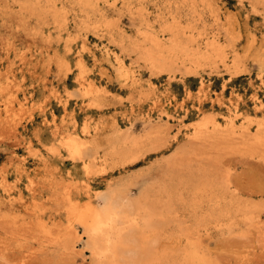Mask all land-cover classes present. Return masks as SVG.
<instances>
[{
	"label": "rangeland",
	"instance_id": "374dc122",
	"mask_svg": "<svg viewBox=\"0 0 264 264\" xmlns=\"http://www.w3.org/2000/svg\"><path fill=\"white\" fill-rule=\"evenodd\" d=\"M53 1L31 7L25 0H0V264H76L81 253L96 260L78 217L96 203L99 191L129 178L134 183L130 194L137 198L142 185L149 193L165 188V173L191 176L201 169L204 180L215 178L224 190L251 201L250 217H238L231 228L205 221L194 229L192 212L183 208L190 207L186 193L185 203H176L177 220L194 229L201 253L213 264H262L264 143L253 139L258 127H264V2L248 0L252 9L244 13L243 24L235 12L239 0L231 8L227 0H209L204 11L201 27L205 24L209 32L219 34L226 44L225 59L237 57V67H228L219 57L197 67L178 62L172 69L158 70L98 26L107 10L117 29L135 35L141 0H133L130 8L123 0H109L116 8L90 10L87 23L78 19L87 9H64L63 0ZM168 1L175 5L182 0L146 2L152 21ZM100 4L105 5L104 0ZM219 4L227 11L214 7ZM160 24L155 29L166 39ZM77 63L84 67L83 76L78 69L67 70ZM185 92L196 97L194 103L184 100ZM205 118H214L222 127L233 120L238 130L248 128L254 137L220 140L219 145L215 140L190 142ZM158 125L164 126L161 141L140 147L139 158L118 169L98 164L86 170L84 160L70 159L66 150L55 157L47 152L51 143L59 147L77 137H95L101 146L111 140L128 142L147 136ZM42 127L48 132L38 141L34 137ZM177 140L179 146L169 152ZM165 141L167 146H162ZM179 151L185 159L198 156L181 167L174 159ZM85 152L90 157L91 152ZM223 160L237 172L255 174L247 195L221 181ZM180 185L174 184L175 189L185 191Z\"/></svg>",
	"mask_w": 264,
	"mask_h": 264
},
{
	"label": "bare ground",
	"instance_id": "6f19581e",
	"mask_svg": "<svg viewBox=\"0 0 264 264\" xmlns=\"http://www.w3.org/2000/svg\"><path fill=\"white\" fill-rule=\"evenodd\" d=\"M108 1L104 0L105 5H101L100 0H63V8L78 5L83 10L87 9L84 14L78 16L79 22L87 23L91 18L90 10L96 13L103 8H111L109 6L112 4ZM148 1L141 0L137 6L136 11L141 23L139 27L137 26L135 35L117 29V21L109 16L107 10L102 11V20L98 26L108 29L112 39L116 40L123 49L138 51L154 69L169 70L178 62L197 67L203 62L212 63L219 57L227 61L226 44L223 45L219 34L209 32L205 24L203 27L200 24L197 27L195 24L197 19L200 21L206 19L204 11L210 7L209 0H194L192 4L196 7L179 9L168 1L165 11L158 10L154 21L151 20L150 10L146 5ZM150 1L154 2V0ZM258 1L254 0V4ZM132 2L133 0H123L126 8H130ZM24 3L31 7H46L54 5L55 2L25 0ZM175 3L190 4L185 0ZM190 17L193 19L191 25L188 23ZM158 22H161L164 35H168L166 39L162 38L155 29V24ZM204 42L205 45H202ZM237 64L235 56L231 61H227L228 67H237ZM211 122L212 126H210ZM153 128L145 137H133L128 142L111 140L106 146H101L95 137L81 141L87 145L82 149L83 153L86 155L85 150L91 152L90 157L84 160L87 169L98 164L118 169L134 162L140 156L138 153L140 147L161 141L164 126L158 125ZM261 131L264 132V127H258L259 133L255 137L252 134V137L253 140L264 143V133H260ZM152 132L155 134L151 135ZM252 137L248 128L238 130L233 120L222 127L214 118H205L197 125L190 142L200 140L203 144H211V141L215 140L213 142L219 145L217 141L220 140L234 141L235 138L251 139ZM178 153L174 159L181 167L191 158L198 156L190 154V157L185 159L182 151ZM198 171L197 174L193 171L191 176L182 175V172L177 176L173 171L165 173L164 180L169 181L165 188L159 189L158 193H149L148 187L142 185L139 187L137 198L130 194L129 187L134 183L129 178L111 182L107 188L99 191L96 195V203L89 205L88 210L78 217L90 239L95 259L105 264H186L187 261L195 258L213 264L201 253L199 244L197 245L198 240L194 236V229L203 226L205 221L213 222L218 228H231L238 217L249 218L253 206L251 201L224 190L215 178L207 177L209 179L204 180L202 176L204 169ZM179 182L186 188L185 191L175 189L174 184ZM186 193L191 196V202L187 201L190 207L183 205V208L192 212L194 229L184 226L180 220H177L178 215L175 214L178 213L175 208L177 201L184 202L187 198ZM101 220L106 226L94 231ZM193 246L199 249L196 257L191 255Z\"/></svg>",
	"mask_w": 264,
	"mask_h": 264
},
{
	"label": "snow or ice",
	"instance_id": "6c2138e0",
	"mask_svg": "<svg viewBox=\"0 0 264 264\" xmlns=\"http://www.w3.org/2000/svg\"><path fill=\"white\" fill-rule=\"evenodd\" d=\"M235 3V0H227L228 7L231 8L233 4ZM116 3L114 2L112 5L109 7L115 9L116 8ZM154 8L155 6L152 5ZM175 8L179 9L181 7L184 8H192L196 7V5L193 4H181V3H176L174 5ZM214 7H219L221 9H224V11H227V9L224 7V4H219V5H214ZM249 9H252V5L248 3V0H239V4L236 5L235 7V12L237 16L239 17V22L243 24L244 22V13L247 12ZM231 16V14H229ZM250 15V13H249ZM260 15L264 16V10L261 11ZM202 21L199 19L195 20V24L197 27ZM188 23L191 25L193 24V19L192 17L189 18ZM202 30V29H201ZM246 54V53H245ZM79 70L80 76L84 75V67L83 65L77 63L75 65V69L71 68L70 66L67 68L68 71H75ZM80 77H78L79 79ZM61 79H63V76H61ZM264 79V77H262ZM69 87H71V84L69 83ZM66 95L71 96L72 93L68 92ZM184 95V100L188 102L194 103L196 100V97L194 95H191L187 92L183 93ZM262 95H264V92H262ZM264 103V102H262ZM166 115V113H165ZM51 122V121H49ZM181 127L183 126L182 124L180 125ZM48 132L47 127H42L37 129V134L35 139L39 141L40 138H42V134H46ZM177 136L180 135L179 133L176 134ZM45 143H49V141L45 140ZM162 146H167V141L164 142ZM179 146V140L176 141L175 144L172 145V147L168 148V151L171 152L172 148L178 147ZM42 147V145H41ZM87 145L83 144L79 138L75 139H70L67 142H62L59 147L55 143H51L50 146L47 148V152L51 154V156H60L61 152L67 151L69 154V158L73 160H85L87 159L86 155L83 153L82 149L86 148ZM2 158V157H0ZM85 169L87 170V165H85ZM220 170H221V181L227 185L228 187L232 188L233 190H239L243 192L245 195L248 194V189L252 186L255 178V174L251 172H246L243 169L240 171H235L233 166L229 164L227 160H223L220 164ZM260 181L262 186H264V168H261L260 171ZM31 183V182H30ZM260 198L261 200H264V190L261 191L260 193ZM134 223V221H133ZM106 225L104 224L103 220L99 222V225L94 228V231H99L101 228L105 227ZM199 249L196 246H193L191 250V255L193 257L198 256ZM4 264H10V262H4ZM76 264H101L100 261L90 259L89 256L85 255L84 253H81L80 259L76 261ZM186 264H207L206 261L199 260V259H191L186 262ZM262 264H264V261H262Z\"/></svg>",
	"mask_w": 264,
	"mask_h": 264
}]
</instances>
